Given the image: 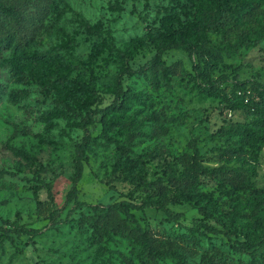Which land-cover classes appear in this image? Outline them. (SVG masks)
<instances>
[{
	"label": "rangeland",
	"instance_id": "rangeland-1",
	"mask_svg": "<svg viewBox=\"0 0 264 264\" xmlns=\"http://www.w3.org/2000/svg\"><path fill=\"white\" fill-rule=\"evenodd\" d=\"M64 1V11L47 15L37 37L23 48L25 81L1 78L5 89H27V96L17 102L6 93L0 95V167L12 172L0 174V223L5 225L17 222L39 227L46 222L35 212L37 201L46 196L45 182L50 184L54 205L62 204L70 184L73 146L82 135L78 122L86 111L113 100L116 72L124 65L136 68L154 53L148 29L162 25L169 10L182 19L179 4L185 2ZM207 36L214 44L226 42L218 31H209ZM116 48L127 55L120 56ZM44 51L41 59L32 55ZM161 61H178L181 67L174 73L158 72L155 78L137 72L121 74L122 88L132 95L122 110L106 114L111 122L106 134L127 149L122 151L113 141L87 147L76 183L78 193L89 202L157 200L182 215L177 221L168 220L149 206L130 209L133 218L158 242L180 252L185 264H242L247 255L233 251L225 234L202 231L197 222L207 220L231 230L224 211L250 212L248 189L221 183L213 173L199 172L182 180L174 176L187 162L194 143L200 164L241 166L254 186L264 187V143L253 153L232 151L239 144L238 137L219 127L246 121L251 114L242 106L230 107L224 97L198 90L191 58L184 49H165ZM235 65H239L240 79L264 81V38L253 46L236 48L229 56L223 54L211 75L229 72ZM66 107L68 115H54ZM261 131L264 134V128ZM97 132L98 128L92 131ZM96 140L103 138L96 135ZM10 145L30 156L13 153ZM187 190L191 195L182 197ZM93 217L83 206L68 223L43 228L35 235L0 237V264H139L138 246L123 234L106 238L92 232ZM233 225L235 233L231 231L230 238L240 236V229L247 230L255 250L264 251V206L237 216ZM142 264H174V258L160 254Z\"/></svg>",
	"mask_w": 264,
	"mask_h": 264
},
{
	"label": "trees",
	"instance_id": "trees-1",
	"mask_svg": "<svg viewBox=\"0 0 264 264\" xmlns=\"http://www.w3.org/2000/svg\"><path fill=\"white\" fill-rule=\"evenodd\" d=\"M65 5L64 0H0V95L6 93L13 102L27 96L26 88L5 89L1 78L25 81L21 60L23 48L37 37L46 16L60 15ZM179 5L182 6V19L174 9L169 10L166 12L168 18L164 17L162 25H153L148 29L147 38L154 47V53L136 68L128 65L122 66L113 79V100L102 107H94L86 111L78 122L82 135L73 146L70 184L64 193L62 204L54 205L50 184L45 182L46 196L37 201L35 212L46 218V222L39 227L17 222H10L8 225L0 223V237L11 238V233L35 235L43 228L68 223L72 220L74 213L84 206L94 215L92 232L104 235L106 238H111L112 233L123 234L130 238L138 246L136 255L139 264L152 260L160 254L172 256L174 264H185L183 255L176 249L167 248L162 242H158L155 236L148 233L147 229L134 220L130 209L143 210L152 206L159 209L165 219L173 221H177L182 215L180 211H173L154 199L143 200L139 203L124 198L107 203L89 202L80 197L76 185L82 174L87 147L113 141L122 151L127 149L124 144L106 134V129L111 123L105 118L106 114L122 110L128 97L132 95L128 89L122 88L121 74L137 72L155 78L158 72L160 74L176 72L181 67L178 61L170 64H164L161 61L163 51L168 48H182L187 52L191 58L192 77L195 79L198 90L210 96L224 97L230 107L242 106L248 114H251L246 121H231L219 127L223 133L238 137L239 144L232 151L248 150L253 153L254 149L264 143V134L261 131L264 128V81L252 77L240 79L237 73L239 65L232 66L229 72L211 75V70L223 54L229 56L236 48L253 46L264 38V0H185ZM85 27L86 30L91 31L89 25L85 24ZM209 31H218L226 42L222 45L210 42L207 36ZM116 51L122 57L127 55L119 48H116ZM46 53V51L35 52L32 55L36 59H41ZM221 83L224 84L221 85ZM69 109V107L65 110L59 108L54 115H68ZM95 128H98L97 134L92 133ZM96 135L102 137L103 140H96ZM9 147L19 156H30L28 152L19 147L13 145ZM199 158L200 154L193 143L187 162L183 164L174 179L182 180L199 172L218 174L221 183L228 182L233 186L248 189L250 212L245 213L238 209L225 210L227 219L231 223V230L226 227H217L207 220H198L197 226L202 227V231L225 234L233 251L247 255L242 264L264 262V251L255 250L254 242L247 230L240 229V236L230 238L231 231L235 233L233 222L237 216L255 213L264 206V187L254 186L247 177L246 170L241 166L207 167L199 163ZM2 173L11 174L12 172L0 167V174ZM190 193L189 190L184 191L182 197L190 196ZM261 239L264 246V237Z\"/></svg>",
	"mask_w": 264,
	"mask_h": 264
}]
</instances>
